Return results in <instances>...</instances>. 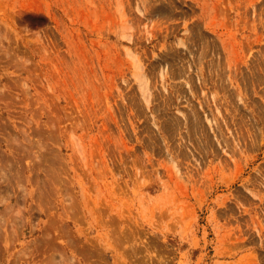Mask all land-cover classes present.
<instances>
[{
    "label": "rangeland",
    "instance_id": "1",
    "mask_svg": "<svg viewBox=\"0 0 264 264\" xmlns=\"http://www.w3.org/2000/svg\"><path fill=\"white\" fill-rule=\"evenodd\" d=\"M1 162L0 264H264V0H0Z\"/></svg>",
    "mask_w": 264,
    "mask_h": 264
},
{
    "label": "bare ground",
    "instance_id": "2",
    "mask_svg": "<svg viewBox=\"0 0 264 264\" xmlns=\"http://www.w3.org/2000/svg\"><path fill=\"white\" fill-rule=\"evenodd\" d=\"M164 54H165V53H164ZM166 58H167V57H166ZM172 58H173V57H172ZM161 60H162V59H161ZM169 60H170V58H169ZM178 60H179V59H178ZM161 62H162V61H161ZM176 64H177V63H176ZM173 67H174V66H173ZM170 68H171V67H170ZM181 69H182V68H181ZM183 69H184V68H183ZM179 70H180V69H179ZM183 71H184V70H183ZM18 153H19V152H18ZM2 154H3V153H2ZM16 154H17V153H16ZM6 155H7V154H6ZM21 156L23 157L22 154H21ZM2 157H3L4 160H5V158H7V156L4 157V155H3ZM9 157H10V156H8V160H5V161H4V160H2V158H1V160L4 161L5 164L7 163V161H8V162H10V161L13 162V161L16 160L15 156H14V157L12 156L11 158H9ZM19 158H20V157H19ZM14 159H15V160H14ZM20 159H21V158H20ZM20 159H19V160H20ZM22 159H23V158H22ZM17 160H18V159H17ZM19 160H18V161H19ZM20 161H21V160H20ZM22 161H23V160H22ZM1 163H2V164H1L0 166H2L3 168H4V167L7 168L6 165H5L3 162H1ZM7 164H8V163H7ZM14 164H15V162H14ZM16 164H17V162H16ZM18 164H19V163H18ZM9 166H10V168H11V166L13 167V166H15V165H12V164L10 165V164H9ZM7 169H8V168H7ZM0 170H1V169H0ZM11 170H12V169H11ZM1 171H3V169H2ZM9 171H10V170H9ZM3 172H4V171H3ZM1 173H2V172H1ZM4 174H7V175H8L9 172H8V173L5 172ZM10 174H11V175H10ZM10 174H9V176H5V175H4L3 178H5V179H6V177L11 178V176L13 175L12 171H11ZM1 175H3V174H1ZM13 176H15V175H13ZM13 176H12V178H13ZM1 178H2V177H1ZM3 178H2V179H3ZM9 178H8V179H9ZM0 180H1V179H0ZM14 180H15V177H14ZM14 180H11V181H14ZM8 181H9V180H8ZM2 182H3V180L0 181V183H2ZM4 182H5V181H4ZM12 183H13V182H12ZM7 184H8V183H7ZM14 184H15V183H14ZM1 186H2V185H1ZM9 186H10V185L8 184V187H9ZM11 186H13V185H11ZM8 187H7V188H8ZM5 188H6V187H5ZM7 188H6V189H7ZM10 188H11V187H10ZM10 188H9V189H10ZM0 229H1V228H0ZM0 233H1V232H0ZM0 235H1V237H5V236H6V235L3 236L2 234H0ZM1 237H0V238H1ZM53 254H54V253H53ZM51 256H52V255H51ZM54 256H55V254H54ZM49 258H50V255H49ZM55 258H56V257H55ZM63 259H64V258H63ZM49 261H51V260H49ZM49 261H47V262L49 263ZM63 261H64V260H63ZM50 263H52V262H50ZM53 263H55V261H53Z\"/></svg>",
    "mask_w": 264,
    "mask_h": 264
}]
</instances>
